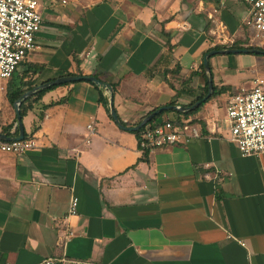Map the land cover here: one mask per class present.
Listing matches in <instances>:
<instances>
[{
	"label": "crops",
	"instance_id": "0c3cea01",
	"mask_svg": "<svg viewBox=\"0 0 264 264\" xmlns=\"http://www.w3.org/2000/svg\"><path fill=\"white\" fill-rule=\"evenodd\" d=\"M38 2L37 47L0 82V132L9 137L18 135L17 99L10 103L6 90L20 80L35 87L77 70L97 75L114 84L113 107L132 126L161 106L191 107L207 82L203 55L229 46L218 33L247 37L242 0ZM29 65L42 68L33 74ZM209 67L213 86L231 90L186 118L159 117L193 119L199 136L151 149L148 161H139L136 135L117 126L87 81L22 99L30 97L24 137L36 147L0 154V261L37 264L65 253L83 264H264V154L241 155L226 116L233 94L264 79V55L217 53ZM71 196L77 212L65 219Z\"/></svg>",
	"mask_w": 264,
	"mask_h": 264
},
{
	"label": "built area",
	"instance_id": "2783aa9c",
	"mask_svg": "<svg viewBox=\"0 0 264 264\" xmlns=\"http://www.w3.org/2000/svg\"><path fill=\"white\" fill-rule=\"evenodd\" d=\"M249 9L246 20V44L264 49V0H242ZM42 16L38 0H0V82L11 77L17 66L26 60L37 47L36 36L42 28ZM222 44L231 45L234 39H224ZM229 122V140L243 156L264 154V79L255 78L250 89L241 88L233 94L226 107ZM88 135L94 133L93 123L87 125ZM199 129L184 119L176 124L165 119L147 126L140 135L141 148L154 149L177 143H186L198 137ZM89 139H86L88 142ZM36 147L34 137L5 140L0 137V154L20 155ZM78 198L71 196L65 219L77 212ZM73 235L68 230L65 239ZM65 253L42 258L37 264H83ZM0 264H13L0 261ZM93 264V263H90Z\"/></svg>",
	"mask_w": 264,
	"mask_h": 264
},
{
	"label": "water",
	"instance_id": "95a60500",
	"mask_svg": "<svg viewBox=\"0 0 264 264\" xmlns=\"http://www.w3.org/2000/svg\"><path fill=\"white\" fill-rule=\"evenodd\" d=\"M255 53V54H262L264 55V50L258 49V48H232V47H228V48H222V49H214V50H209L207 51L204 55H203V67L205 70V73L207 74V83H208V90L207 93L205 94V96H203L200 100L196 101L191 107H176L174 105H165V106H161L155 110H152L150 113H148L139 123L129 126L124 124L117 116L116 111L113 107V98H112V92L113 89L112 87L105 83L102 82L101 80H99L97 77H95L94 75H85V74H65L62 76H59L49 82L43 83L41 85H37L35 87H33L30 90H27L26 92H24L23 94H21V96L19 98H17V100L14 102V109L16 112V120H17V124H18V135L14 136V137H9L6 136L5 134L0 132V137L2 139L5 140H14V139H21L24 137V131H23V126H22V122H21V112H20V108L19 105L22 101V99L26 98L27 96L34 94L35 92L53 86V85H59V84H64V83H72V82H78V81H87V82H91L99 87H104L108 92H109V98H108V104H109V114L111 116V118L114 120V122L117 124V126L123 130H128V131H134L136 129L141 128L142 126H144L145 124H147L148 122H150L154 117H156L157 115H159L160 113H162L165 110H170V109H180V110H187V109H192V108H196L200 105L201 102L205 101L207 98H209L211 96V94L213 93V81L211 78V72H210V67H209V58L217 53Z\"/></svg>",
	"mask_w": 264,
	"mask_h": 264
},
{
	"label": "trees",
	"instance_id": "16d2710c",
	"mask_svg": "<svg viewBox=\"0 0 264 264\" xmlns=\"http://www.w3.org/2000/svg\"><path fill=\"white\" fill-rule=\"evenodd\" d=\"M228 47H232V48H258V49H261L263 50L262 48L260 47H256V46H249L246 44V40H237V41H234L231 45L229 46H225V45H215L213 47H211L209 50H214V49H222V48H228ZM207 50V51H209ZM29 67H33V70H32V73H36L40 68H42L41 65H29ZM200 68H201V71H202V74L204 75L205 77V73H204V67H203V64L200 65ZM68 74H72V73H68ZM74 74H78L80 75L81 72L79 70H77L76 73ZM95 77L98 78L97 75H95ZM91 83V82H89ZM64 84H70V83H64ZM93 84V83H91ZM99 91V97H98V102L101 103L103 105V107L105 108L106 112L108 113L109 117L111 118L110 114H109V104H108V97L105 96L103 94V91L106 90L104 87H99L95 84H93ZM34 86V83L31 81V80H26L24 82H22V80H20V83H19V86H15L14 84H11L9 86H7V90H6V96H7V99L9 100L10 103H13L17 98H19L21 96V94L24 92V89L23 87H25L26 89L30 90L32 89ZM113 89H114V84H111L110 85ZM53 86H50L49 88H45V89H42L40 91H38L34 96L35 97H40L42 95V93L47 90V89H50L52 88ZM207 82H205V87H204V90L203 92L200 94V96L197 98V99H201L203 96H205V94L207 93ZM231 90V87L230 86H221V87H216V86H213V93L211 94V96L209 98H211L212 96H215L217 94H220L222 92H226V91H230ZM30 98V97H29ZM29 98L23 100L20 104V109H21V115H23L25 113V108H23V103L25 101H27ZM209 98H207L205 101H207ZM205 101L201 102L200 105L196 108H192V109H189L188 111H185V112H179V111H175V110H165L163 111L162 113H160L159 115H157L156 117H154L150 122H148L147 124H145L144 126H142L141 128L139 129H136L134 131H131L132 133H134L137 137V140H138V148L141 150L142 152V155L141 157L139 158V161H148V153H149V149H145V148H141L140 145H139V142H140V135H141V132L147 127V126H151L153 123L157 122V119L159 117H161L162 115L168 113V112H171V111H174L176 112L177 114H182V116L184 118L188 117L189 115L193 114ZM46 108V107H45ZM42 114L39 116V120L42 119ZM112 119V118H111ZM173 122H175L176 124H180V119L179 118H176L175 120H173ZM191 123L192 124H196V122L191 119ZM126 125H129L127 123H125ZM11 127V125H7V126H3L1 128V131L2 132H7L8 133V130L9 128ZM37 128V125L35 124L34 125V129ZM15 133V132H14Z\"/></svg>",
	"mask_w": 264,
	"mask_h": 264
},
{
	"label": "rangeland",
	"instance_id": "374dc122",
	"mask_svg": "<svg viewBox=\"0 0 264 264\" xmlns=\"http://www.w3.org/2000/svg\"><path fill=\"white\" fill-rule=\"evenodd\" d=\"M21 66H22V65H20V66H19V69H21V68H22ZM19 69H18V70H19Z\"/></svg>",
	"mask_w": 264,
	"mask_h": 264
}]
</instances>
